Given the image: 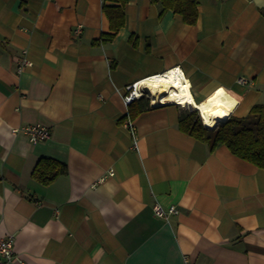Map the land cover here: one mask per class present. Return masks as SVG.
<instances>
[{
  "label": "crops",
  "instance_id": "crops-1",
  "mask_svg": "<svg viewBox=\"0 0 264 264\" xmlns=\"http://www.w3.org/2000/svg\"><path fill=\"white\" fill-rule=\"evenodd\" d=\"M124 1L0 0V240L23 264H264V169L183 133L173 104L133 118L135 147L122 99L178 67L195 102L223 88L245 117L264 103V0H196L193 25ZM103 5L124 12L109 42ZM35 124L46 141L11 133ZM41 159L66 174L41 184Z\"/></svg>",
  "mask_w": 264,
  "mask_h": 264
},
{
  "label": "trees",
  "instance_id": "trees-1",
  "mask_svg": "<svg viewBox=\"0 0 264 264\" xmlns=\"http://www.w3.org/2000/svg\"><path fill=\"white\" fill-rule=\"evenodd\" d=\"M122 6L124 0H118ZM162 12L172 11L181 15L183 22L195 24L197 20L196 0H154ZM122 6L103 5V12L109 21V33L102 34L101 41L109 42L124 24ZM140 98L128 106L130 117L136 118L143 110L149 108L139 104ZM179 129L189 136L204 141L211 150L225 146L236 157L264 169V103L255 104L243 118L229 117L213 129L205 128L196 111L188 112L179 118ZM66 166L50 159H41L32 176L43 185L52 183L56 178L66 174Z\"/></svg>",
  "mask_w": 264,
  "mask_h": 264
},
{
  "label": "built area",
  "instance_id": "built-area-1",
  "mask_svg": "<svg viewBox=\"0 0 264 264\" xmlns=\"http://www.w3.org/2000/svg\"><path fill=\"white\" fill-rule=\"evenodd\" d=\"M80 32V28L77 27L74 31V35H78ZM32 66V63L27 59L26 57V51L22 52V57L21 61L18 65L17 71L21 72L25 68H29ZM175 75H180L182 78H184L182 72L178 67L172 68L162 74L155 75L152 77H148L144 80L137 81L134 83H131L125 87V92L123 94V103L126 107H128L131 103L134 101L140 99V98H145L148 101V104L150 107L153 106H162L165 104H173L181 109L190 111V108L188 106H183L177 104V102H165L166 95H160L157 97V99H154V92L150 91L149 86L151 83H153L152 79L159 77L161 75H165L167 73L173 72ZM239 83L244 84L245 80L244 79H239ZM190 89V88H189ZM199 116V114H198ZM200 118V117H199ZM201 121V119H200ZM202 123V121H201ZM125 127L130 131L131 137L133 140V145L136 147V139H137V134L136 130L133 124V119L130 117L129 114L126 115L125 121H124ZM203 125V124H202ZM23 133L28 141L32 144H39L44 141H46L49 138V130L47 127L40 125V124H35V125H28V126H23L21 128H14L11 129L12 134H17V133ZM114 175V171L110 169L106 176H103L101 179H99L98 182L102 183L107 177H112ZM178 209L175 206H170L168 208H163L159 204H154L152 207V213L153 216L162 219V220H167L170 216H175L178 214ZM0 264H23L22 261L17 257L15 250H14V236L13 235H7L3 239L0 240Z\"/></svg>",
  "mask_w": 264,
  "mask_h": 264
},
{
  "label": "bare ground",
  "instance_id": "bare-ground-1",
  "mask_svg": "<svg viewBox=\"0 0 264 264\" xmlns=\"http://www.w3.org/2000/svg\"><path fill=\"white\" fill-rule=\"evenodd\" d=\"M150 91L154 92V99L166 95L165 102H177L179 105L188 106L199 114L202 124L207 129H213L217 124H222L231 117L237 106V101L223 88L211 93L201 102H195L190 84L174 71L161 75L152 80Z\"/></svg>",
  "mask_w": 264,
  "mask_h": 264
},
{
  "label": "rangeland",
  "instance_id": "rangeland-1",
  "mask_svg": "<svg viewBox=\"0 0 264 264\" xmlns=\"http://www.w3.org/2000/svg\"><path fill=\"white\" fill-rule=\"evenodd\" d=\"M192 111H194L193 109H190V111H188V112H192Z\"/></svg>",
  "mask_w": 264,
  "mask_h": 264
},
{
  "label": "water",
  "instance_id": "water-1",
  "mask_svg": "<svg viewBox=\"0 0 264 264\" xmlns=\"http://www.w3.org/2000/svg\"><path fill=\"white\" fill-rule=\"evenodd\" d=\"M153 107H158V106H153Z\"/></svg>",
  "mask_w": 264,
  "mask_h": 264
}]
</instances>
